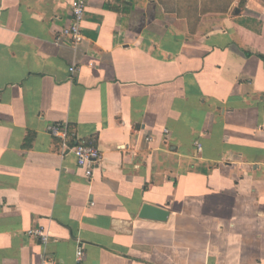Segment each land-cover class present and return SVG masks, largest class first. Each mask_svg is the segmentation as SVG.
Returning a JSON list of instances; mask_svg holds the SVG:
<instances>
[{
    "label": "crops",
    "instance_id": "obj_1",
    "mask_svg": "<svg viewBox=\"0 0 264 264\" xmlns=\"http://www.w3.org/2000/svg\"><path fill=\"white\" fill-rule=\"evenodd\" d=\"M70 20L0 1V264H264V0H87L77 47Z\"/></svg>",
    "mask_w": 264,
    "mask_h": 264
},
{
    "label": "built area",
    "instance_id": "obj_2",
    "mask_svg": "<svg viewBox=\"0 0 264 264\" xmlns=\"http://www.w3.org/2000/svg\"><path fill=\"white\" fill-rule=\"evenodd\" d=\"M1 1V0H0ZM87 0H69L71 20L70 23L58 31L55 35V42L62 43L68 40L73 47H77L83 40V34L81 31V23L84 17L85 7ZM78 67L76 64H72L69 68L71 75H74ZM50 132L61 138L63 140V146L65 150L72 152L76 160V166L83 171L86 177L91 176L93 168L101 160V154L99 149L90 142L84 140H79L72 146L66 145V140L68 136V130L65 123L53 124L49 127ZM168 131L166 128L163 129V141L166 143L168 141ZM145 140L150 142L152 140L151 136H146ZM200 148V146H198ZM28 234L37 237L40 242L45 245L47 244L50 234L46 229L31 228ZM83 259V249L81 246L78 247L76 251V260L81 261ZM41 264H50L47 260H42Z\"/></svg>",
    "mask_w": 264,
    "mask_h": 264
},
{
    "label": "water",
    "instance_id": "obj_3",
    "mask_svg": "<svg viewBox=\"0 0 264 264\" xmlns=\"http://www.w3.org/2000/svg\"><path fill=\"white\" fill-rule=\"evenodd\" d=\"M168 212L167 210H164L163 208L153 206L150 204H144L141 211L140 216L146 217V218H153V219H165Z\"/></svg>",
    "mask_w": 264,
    "mask_h": 264
}]
</instances>
